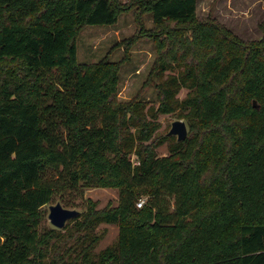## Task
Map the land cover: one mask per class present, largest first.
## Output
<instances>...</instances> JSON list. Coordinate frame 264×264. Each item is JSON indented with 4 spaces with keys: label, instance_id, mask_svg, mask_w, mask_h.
Listing matches in <instances>:
<instances>
[{
    "label": "trees",
    "instance_id": "obj_1",
    "mask_svg": "<svg viewBox=\"0 0 264 264\" xmlns=\"http://www.w3.org/2000/svg\"><path fill=\"white\" fill-rule=\"evenodd\" d=\"M133 8L142 26L154 16L157 106L115 99L120 63L78 58L83 27ZM197 8L0 0V264H264V34L246 41ZM180 108L194 134L159 155V114ZM91 187L118 188L119 203L88 198L41 229L44 205L81 206ZM103 223L119 237L95 252Z\"/></svg>",
    "mask_w": 264,
    "mask_h": 264
},
{
    "label": "rangeland",
    "instance_id": "obj_2",
    "mask_svg": "<svg viewBox=\"0 0 264 264\" xmlns=\"http://www.w3.org/2000/svg\"><path fill=\"white\" fill-rule=\"evenodd\" d=\"M131 1L122 0L123 3ZM197 9L201 18L208 15L216 16L246 41L260 39L264 34L260 27V23L264 21V0H198ZM153 17L152 13H144L142 26L137 20V9L133 8L123 11L114 24L86 25L76 38L80 62L96 63L108 58L112 62L120 63L119 87L115 95L117 101L127 103L140 99L148 106H157L160 103L161 96L156 87L159 76L155 73L159 52L155 39L143 33L146 28L154 27ZM188 91L189 89L184 87L179 93V98L184 99ZM177 119L186 121L188 137L194 134L190 126L188 109L180 108L172 113L159 114V126L151 139L155 146L157 145L156 150L159 155L170 154L171 148L179 141L177 136L169 135L173 122ZM134 160L137 161L135 156ZM84 196L82 205L76 208L85 210L88 198H92L97 202V208L103 209L108 205L116 206L119 203L120 190L110 187H91L85 189ZM143 198L145 201L148 200L147 195ZM56 202L58 200L44 205L41 229L56 227L49 218L50 205ZM97 231L102 233L103 237L97 244L95 252L101 251L118 239L120 226L103 223ZM74 242L75 238H69L67 245Z\"/></svg>",
    "mask_w": 264,
    "mask_h": 264
},
{
    "label": "water",
    "instance_id": "obj_3",
    "mask_svg": "<svg viewBox=\"0 0 264 264\" xmlns=\"http://www.w3.org/2000/svg\"><path fill=\"white\" fill-rule=\"evenodd\" d=\"M254 104L258 106L256 99L254 100ZM188 134V125L184 119H177L173 122L169 135H175L179 141H182L188 137ZM80 213L81 210L78 208L66 207L61 201H58L50 205L49 218L57 228H64L69 220L75 218Z\"/></svg>",
    "mask_w": 264,
    "mask_h": 264
},
{
    "label": "built area",
    "instance_id": "obj_4",
    "mask_svg": "<svg viewBox=\"0 0 264 264\" xmlns=\"http://www.w3.org/2000/svg\"><path fill=\"white\" fill-rule=\"evenodd\" d=\"M144 202H145V199H144V198H141V199L139 200V202H138V206H139V207H142L143 204H144Z\"/></svg>",
    "mask_w": 264,
    "mask_h": 264
}]
</instances>
